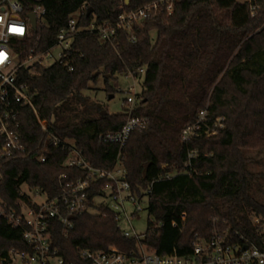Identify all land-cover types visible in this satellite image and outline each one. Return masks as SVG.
Returning a JSON list of instances; mask_svg holds the SVG:
<instances>
[{"label": "trees", "instance_id": "trees-1", "mask_svg": "<svg viewBox=\"0 0 264 264\" xmlns=\"http://www.w3.org/2000/svg\"><path fill=\"white\" fill-rule=\"evenodd\" d=\"M122 1H24V18L36 6L45 9V16L18 45L20 58L38 40L42 47L50 44L82 7L83 27L116 22L115 8ZM128 1L126 8L134 10L154 0ZM251 2L257 6L254 17L248 4L237 0H178L171 14L136 23L133 43L126 31H118L113 42H102L96 33L83 30L70 51L72 71L56 64L19 73L48 131L73 140L92 167L111 170L121 152L132 194L148 200L142 243L160 255H189L196 237L208 240L215 232L228 231L233 242L258 247L264 239L250 219L255 216L264 226V200L254 188L260 187L264 173L250 171L247 156L264 153V0ZM142 67L144 83L132 116L145 118L146 129L133 131L122 149L100 141L99 136L120 130L128 115L125 110L109 114L84 92L100 77L105 91L114 92L110 78ZM202 111L207 115L199 129L188 143H180L182 130L195 125ZM218 118L222 128L215 127ZM19 121L24 139L37 143L42 133L31 107L22 109ZM69 153L68 147L51 148L43 164L32 157L4 164L0 201L15 206L23 184L48 198L58 196L60 175L64 181L83 178V171L63 166ZM105 184L100 181L90 191L89 204L98 213L78 215L67 239L53 224L52 248L65 264H86L79 259L81 250L135 248L134 239L122 237L113 213L93 204ZM12 248L28 251L20 231L0 218V257Z\"/></svg>", "mask_w": 264, "mask_h": 264}, {"label": "built area", "instance_id": "built-area-1", "mask_svg": "<svg viewBox=\"0 0 264 264\" xmlns=\"http://www.w3.org/2000/svg\"><path fill=\"white\" fill-rule=\"evenodd\" d=\"M24 1L28 0H0V52L5 53V58L0 62V184L3 178L2 167L7 162L32 157L43 164L47 161L51 148L60 147L70 149L63 166L83 171V178L64 181L65 175H60V194L54 198H48L39 189H29L23 184L33 192L32 196L23 192L21 185L15 206H7L0 201V218L14 230L20 231L28 247V251L10 249L5 257H0V264H65L63 258L52 248L53 224L61 227L62 235L67 239L74 229V221L78 215L85 212L98 213L89 202L91 188L100 181H105L106 184L99 190V195L93 197V204L111 211L122 237L134 239L136 244L135 248L129 251L116 247L99 251L81 250L80 261L86 264H264V239L258 247L254 244L233 242L228 231L215 232L208 240L196 237L189 255L180 256L176 252L160 255L142 243L145 233L139 236L134 231L131 234L124 231L121 225H131V218L140 211V205L146 197L138 198L132 194L122 164L121 152L118 153L111 170L92 167L77 150L73 140L60 139L48 131L47 122L42 120L33 108L32 94L19 76L22 71L32 74L37 67L49 68L56 64L72 71L70 51L74 37L83 30L96 33L102 42H113L118 31H126L133 43L135 36L132 31L136 23L153 19L160 13L171 14L178 0H154L134 10H128L126 6L129 1L123 0L115 8L119 12L116 22H91L86 27L80 25V16L84 10L82 7L70 15L66 25L57 31L50 44L42 47L39 40L36 41L34 46L27 50V56L21 59L17 52L18 45L26 40L32 31L28 17L24 18L22 15ZM242 3L248 4L250 16L254 17L257 6L251 0H244ZM32 14L36 17V26L42 25L45 9L36 6ZM12 28L22 31L12 32ZM54 50L58 51L56 56L52 54ZM49 61L51 66H46ZM144 73L143 67L125 73L133 83L127 90L128 94H137V88L142 87L144 83ZM133 101L127 99L123 103L128 116L121 129L99 136L100 141L118 144L122 149L133 131L146 129L148 122L145 118L132 116L137 108ZM26 106L32 108L42 133L34 145L29 144L20 133L19 117ZM206 115V111H202L195 125L182 130V143L190 141L191 135L199 129ZM221 121L222 118H218L215 127H222ZM188 158L190 159V153ZM170 176L173 175L170 173ZM24 197L28 202L23 200ZM40 198H43L42 202L38 201ZM180 218L185 221V215ZM250 219L252 225L264 234V226L260 225L261 219L255 216ZM245 246L247 249L243 250Z\"/></svg>", "mask_w": 264, "mask_h": 264}, {"label": "rangeland", "instance_id": "rangeland-1", "mask_svg": "<svg viewBox=\"0 0 264 264\" xmlns=\"http://www.w3.org/2000/svg\"><path fill=\"white\" fill-rule=\"evenodd\" d=\"M32 1H40V0H32ZM239 2H243L244 0H237ZM151 36L155 38V32L151 33ZM58 53L57 50L52 51L53 56H56ZM46 66H51V61L48 62ZM132 79L129 76H125V74H117L113 78H110L108 81V86L111 87L114 92H106L105 91V80L103 77L97 79L95 84L90 85V91L84 92V95L87 96L91 103H96L100 105L103 109L107 110L109 114H118L122 113L125 109L123 103L127 99L134 100L133 104L137 106L138 103V95L141 93V88H137V94L130 95L127 93V90L132 87ZM80 113L82 112L79 109ZM90 116L95 117L96 114L94 112L90 113ZM192 127V126H190ZM219 128H222L221 126ZM209 133V134H207ZM214 133L206 132V136H213ZM194 135H191L193 137ZM179 140L181 143V139L179 136ZM247 156L251 159L249 163V170L254 173H264V153H247ZM175 172H171V175H174ZM260 187H254L257 191L256 196L264 200V180L259 181ZM23 192L33 195V192L29 191L25 185L21 186ZM39 202L43 201V198L38 199ZM100 201V200H97ZM140 211L135 214L131 218V225L124 223L121 225L122 229L130 234L134 231L137 235L141 236L146 232L147 224L149 220L148 215V200L144 198L140 205ZM133 229V230H132Z\"/></svg>", "mask_w": 264, "mask_h": 264}, {"label": "water", "instance_id": "water-1", "mask_svg": "<svg viewBox=\"0 0 264 264\" xmlns=\"http://www.w3.org/2000/svg\"><path fill=\"white\" fill-rule=\"evenodd\" d=\"M91 13V9L90 10H88V15ZM28 19H29V22H30V25H31V29L32 30H35L36 29V17H35V15L34 14H29L28 16ZM105 114V112H103V115ZM247 248H246V246L243 248V250H246Z\"/></svg>", "mask_w": 264, "mask_h": 264}, {"label": "clouds", "instance_id": "clouds-1", "mask_svg": "<svg viewBox=\"0 0 264 264\" xmlns=\"http://www.w3.org/2000/svg\"><path fill=\"white\" fill-rule=\"evenodd\" d=\"M0 19H2V18H0ZM14 29H17V28H12V29H10V31L17 32V31H13ZM4 58H5V53L0 52V62H2Z\"/></svg>", "mask_w": 264, "mask_h": 264}, {"label": "snow or ice", "instance_id": "snow-or-ice-1", "mask_svg": "<svg viewBox=\"0 0 264 264\" xmlns=\"http://www.w3.org/2000/svg\"><path fill=\"white\" fill-rule=\"evenodd\" d=\"M15 31H22V30H20V29H14Z\"/></svg>", "mask_w": 264, "mask_h": 264}]
</instances>
